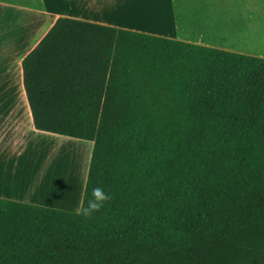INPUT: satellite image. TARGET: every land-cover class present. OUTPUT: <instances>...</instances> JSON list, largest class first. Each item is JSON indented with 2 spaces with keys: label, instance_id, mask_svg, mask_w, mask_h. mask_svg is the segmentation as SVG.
Here are the masks:
<instances>
[{
  "label": "trees",
  "instance_id": "1",
  "mask_svg": "<svg viewBox=\"0 0 264 264\" xmlns=\"http://www.w3.org/2000/svg\"><path fill=\"white\" fill-rule=\"evenodd\" d=\"M22 72L92 149L78 212L0 200V264H264V59L59 18Z\"/></svg>",
  "mask_w": 264,
  "mask_h": 264
},
{
  "label": "crops",
  "instance_id": "2",
  "mask_svg": "<svg viewBox=\"0 0 264 264\" xmlns=\"http://www.w3.org/2000/svg\"><path fill=\"white\" fill-rule=\"evenodd\" d=\"M187 5H210L192 15L197 34L180 27ZM59 18L264 59V38L253 37L264 34V0H0V200L68 212L81 206L92 142L36 130L23 87V59ZM61 144L87 156L76 195L64 187L66 200L54 204L39 188Z\"/></svg>",
  "mask_w": 264,
  "mask_h": 264
},
{
  "label": "bare ground",
  "instance_id": "3",
  "mask_svg": "<svg viewBox=\"0 0 264 264\" xmlns=\"http://www.w3.org/2000/svg\"><path fill=\"white\" fill-rule=\"evenodd\" d=\"M197 6V7H196ZM205 6H210V5H205ZM204 5H187V8H185V12L181 13L180 15V27L185 29V32L188 30H193L192 32H194L195 34H197V32L199 31V28H201V25L197 22L194 21L192 19V15L194 13H196V11L199 9L198 7H205ZM203 9H210L209 7L203 8ZM222 33H226V34H230L233 36L234 32L233 31H221ZM221 34V33H220ZM213 36H217V35H213ZM258 36L257 39H261L264 38V34H257L255 33V35H253V37ZM70 146V145H69ZM68 145L65 144H61L59 147L56 148L55 153L52 155V158H50V161L48 162V166L45 169V171L42 174L43 177V183L46 184V189L44 187H40L39 189L41 190H45V194H43V197L45 199H48L50 201H52L54 203V201L56 202H64L66 200V196L65 195V190L66 188L64 187H68V189H71V184H70V175L72 177L73 172L71 170H69L66 166V168L63 166V164L59 163V155H61L62 153H67L68 152H72L71 154H73L74 156H77V159H82L85 156V151L83 149H72V151H69ZM74 146V145H72ZM42 160V159H41ZM63 160V158H62ZM63 163V162H62ZM43 165V164H41ZM42 167V166H41ZM32 171V170H31ZM40 171V169H39ZM40 173V172H39ZM73 178V177H72ZM78 179V178H77ZM78 183H79V179H78ZM77 183V184H78ZM75 185V184H74ZM63 186V191L61 190V187ZM73 187V186H72ZM74 189L75 186H74ZM49 204V202H48ZM55 204V203H54Z\"/></svg>",
  "mask_w": 264,
  "mask_h": 264
},
{
  "label": "rangeland",
  "instance_id": "4",
  "mask_svg": "<svg viewBox=\"0 0 264 264\" xmlns=\"http://www.w3.org/2000/svg\"><path fill=\"white\" fill-rule=\"evenodd\" d=\"M85 143L89 144L90 142H87L86 141ZM77 147L78 146H72V145H70L69 148H68V150L70 149L69 151H72L71 148L72 149H76ZM80 148L81 147H78L77 149H80ZM81 149H83L85 151V153H86L85 156L82 159L81 158L80 159H77V156H74L73 154H71L72 152H68L67 151V153H62L61 155H59V160H58V162L61 163V164H63L64 167L66 166L68 169L70 168L69 170H71L73 172L72 177L74 176V178L72 179V177L70 175V179H71L70 181H72V182H70V184L73 183L71 185V187L72 186L73 187L75 186V188H76V189H74V192H75L74 195H76V192L78 190V185H77L78 179H79V183L78 184H80V182H81V176L83 174L84 167H85V163H86L87 152H86V150L84 148H81ZM62 158H63V160H62ZM75 179H76V182H75Z\"/></svg>",
  "mask_w": 264,
  "mask_h": 264
},
{
  "label": "clouds",
  "instance_id": "5",
  "mask_svg": "<svg viewBox=\"0 0 264 264\" xmlns=\"http://www.w3.org/2000/svg\"><path fill=\"white\" fill-rule=\"evenodd\" d=\"M108 199H110V197L101 187H94L87 198L86 206L82 208V214L85 217H90L92 214L99 211Z\"/></svg>",
  "mask_w": 264,
  "mask_h": 264
}]
</instances>
